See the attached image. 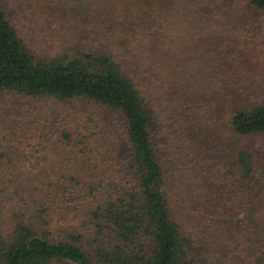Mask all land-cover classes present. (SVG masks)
Wrapping results in <instances>:
<instances>
[{"label":"trees","instance_id":"1","mask_svg":"<svg viewBox=\"0 0 264 264\" xmlns=\"http://www.w3.org/2000/svg\"><path fill=\"white\" fill-rule=\"evenodd\" d=\"M243 2L0 0V264H264Z\"/></svg>","mask_w":264,"mask_h":264},{"label":"rangeland","instance_id":"2","mask_svg":"<svg viewBox=\"0 0 264 264\" xmlns=\"http://www.w3.org/2000/svg\"><path fill=\"white\" fill-rule=\"evenodd\" d=\"M243 7L244 8H243V13H242V17H241V23L244 26H245V24L246 25L247 24H253L254 26L257 27V31L259 30V32H261V34H264V14H261L260 12L252 9L250 6L246 5L245 2H243ZM13 14H14V16H13ZM8 15L10 17L13 16L14 18H16V21L18 19H20L22 23H24L23 20H25V18H26V15L23 13L18 14V12L16 13L15 10H13V12H11V8L8 9ZM36 47H37L36 52H35L36 56H46L47 54L52 53V52H46L42 48V46L37 45ZM261 139L264 140V136H261ZM170 161H172V160H170ZM170 161H166V162L169 164V163H171Z\"/></svg>","mask_w":264,"mask_h":264}]
</instances>
